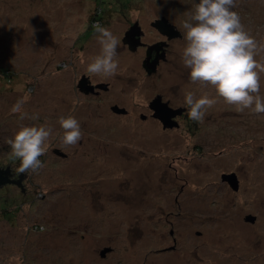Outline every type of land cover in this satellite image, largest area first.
<instances>
[{
  "label": "rangeland",
  "instance_id": "rangeland-1",
  "mask_svg": "<svg viewBox=\"0 0 264 264\" xmlns=\"http://www.w3.org/2000/svg\"><path fill=\"white\" fill-rule=\"evenodd\" d=\"M198 2L0 0V164L19 167L7 140L21 123L54 129L40 157L46 167L26 173L25 190L0 188V264H264V114L239 113L220 99L203 123L164 129L149 109L158 93L185 104V92L215 90L191 83L184 38L151 76L145 51L131 52L122 40L136 21L143 41L158 40L151 22L162 16L184 33ZM234 10L264 41V0H236ZM97 21L120 39L119 69L92 74L111 89L89 97L77 85L100 51ZM21 98L37 120L11 113ZM116 103L129 113L112 112ZM69 114L84 133L75 146L59 139V117ZM233 172L237 191L222 179ZM105 247L112 251L102 257Z\"/></svg>",
  "mask_w": 264,
  "mask_h": 264
},
{
  "label": "clouds",
  "instance_id": "clouds-1",
  "mask_svg": "<svg viewBox=\"0 0 264 264\" xmlns=\"http://www.w3.org/2000/svg\"><path fill=\"white\" fill-rule=\"evenodd\" d=\"M236 0H199L194 10L187 13L183 23L186 46L182 52L183 66L190 70L192 84L211 86L215 96L195 92L184 93L189 119L203 123L208 109L222 99L239 113L264 114V95L261 94L264 76V41L259 40L242 22L235 11ZM100 45L99 54L90 59L86 71L91 74L113 77L118 73L117 48L120 39L99 21L92 24ZM25 98L18 99L10 111L19 114L20 120H37L24 111ZM64 146H75L83 138L81 123L74 115L60 116ZM54 129L44 124L25 125L7 140L10 157L20 161L17 173L39 174L46 165L40 157L47 154Z\"/></svg>",
  "mask_w": 264,
  "mask_h": 264
},
{
  "label": "water",
  "instance_id": "water-1",
  "mask_svg": "<svg viewBox=\"0 0 264 264\" xmlns=\"http://www.w3.org/2000/svg\"><path fill=\"white\" fill-rule=\"evenodd\" d=\"M152 25L157 28L163 35H166L170 40L174 38H180L182 37V32L178 29L176 25L170 22V20L166 16H162L160 18H157L152 22ZM141 26L139 22L134 23L131 28L127 31L126 36L124 41L129 45L130 50L135 51L139 46L144 45V43L141 40ZM160 45V49H162V53L158 54L154 59L151 57V53L153 50L157 49V47ZM165 43H160V44H155L149 46V52L144 60L143 66L145 70L149 74H154L157 72L158 69V64L160 60L166 58V52L164 46ZM78 88L86 94H89L94 91L96 86L90 85L88 82V79L86 77H82L80 81L78 82ZM99 88H107L108 85L105 83L99 84ZM151 108L154 110L155 116L159 118V120L162 122L164 128H174V127H179L178 121L175 119L178 114H181L184 109L183 108H172L170 107L168 102H163L161 96H157L151 103ZM112 109L119 113V114H125L127 113V110L124 108H120L119 106L115 105L112 107ZM57 154L66 157L67 154L64 153L63 151H60L59 149L57 150ZM26 176V173L24 174ZM23 176V177H25ZM223 181H227L230 186L234 190L239 189V180L237 178L236 173H224L222 175ZM22 184V183H21ZM20 184V185H21ZM22 191L25 190V188L21 185ZM257 219L256 215L248 214L245 217V221L254 223ZM173 234V230L171 231ZM175 248L174 246L171 247V249ZM112 248L111 247H105L101 251V256L105 257L108 252H111Z\"/></svg>",
  "mask_w": 264,
  "mask_h": 264
},
{
  "label": "flooded vegetation",
  "instance_id": "flooded-vegetation-1",
  "mask_svg": "<svg viewBox=\"0 0 264 264\" xmlns=\"http://www.w3.org/2000/svg\"><path fill=\"white\" fill-rule=\"evenodd\" d=\"M157 19V18H156ZM155 19V20H156ZM170 20V19H169ZM136 22H139V21H136ZM153 22V21H152ZM152 22H151V26H153L152 25ZM171 22V21H170ZM172 23V22H171ZM139 24H140V22H139ZM174 24V23H173ZM133 25V24H132ZM132 25H130L128 28H127V30L125 31V35H124V37L122 38V40H123V43H124V45L126 46V47H128V49L130 50V47H129V45L124 41V39H125V36H126V33H127V31L131 28V26ZM174 25H176V24H174ZM140 26H141V32H140V35H141V40H142V42L144 43V45H141V46H139L135 51H132V50H130L131 52H137L139 49H143L144 51H145V53H146V57H147V55H148V52H149V46H151V45H155V44H160V43H165L166 45L164 46V48L163 49H165V52H166V58L165 59H162V60H160V62H159V64H158V69H157V72L159 71V69H160V67L162 66V64H164V63H168V61L170 60V55H171V53H172V46H173V44L175 43V41H177V40H179V39H182L183 38V32L179 29V27H178V29L182 32V37H180V38H174V39H169L166 35H163L157 28H155L154 26H153V28L156 30V32H158V33H160L159 34V39L158 40H156V41H154V42H145V41H143V39L145 38V36H146V31H144L145 29H143V26L140 24ZM159 50L157 51V49H155V50H153L152 51V53H151V58L152 59H154L158 54H160V53H162V49H160V45L157 47ZM146 57L144 58V60L146 59ZM144 60H143V63H144ZM143 63H142V65H143ZM144 67V66H143ZM145 69V68H144ZM146 71V70H145ZM147 72V71H146ZM156 72V73H157ZM147 74L149 75V76H151V75H154V74H149L148 72H147ZM82 77H86L87 79H88V82H89V84L90 85H93V86H96L95 87V89H94V91L93 92H91V93H89V94H86V93H83L79 88H78V90L83 94V95H86V96H89V97H102L103 96V94L105 93V92H109V90L111 89V83L109 82V81H104V80H96V78L92 75V74H83L82 75ZM102 83H105V84H107L108 85V87L107 88H99L98 87V85L99 84H102ZM78 87V86H77ZM157 96H161L162 97V101L163 102H168L169 103V105H170V107H172V108H183L184 109V111L181 113V114H178L177 116H176V120L178 121V123H179V126H180V122L179 121H181V120H184V119H189V117H188V108H187V106L185 105V104H177V103H173V101L171 100V99H169V98H167V99H165V94H163V93H158L157 94ZM156 96V97H157ZM155 97V98H156ZM154 98V99H155ZM154 99H152V101L154 100ZM152 101H150V103H149V109L152 111V114H151V116L153 117V118H156V119H158L159 120V118H157V116H155V113H154V110L151 108V103H152ZM115 105H117V106H119L120 108H124V109H126L127 110V113H125V114H119V113H117V112H115L113 109H112V107L113 106H115ZM111 111L112 112H114L115 114H117V115H127L128 113H129V110L126 108V107H122V106H120L118 103H116V104H114V105H112L111 106ZM141 118L142 119H146L147 118V115L146 114H143L142 113V115H141ZM160 121V120H159ZM164 128V127H163ZM174 128H178V127H174ZM174 128H164V129H174ZM57 150H58V148H56L54 151H55V153H57ZM61 151V150H60ZM233 173H235V172H233ZM224 174V173H223ZM236 175H237V173H236ZM23 176H25L24 174H20V173H17V171H15V169L9 164H7V165H3V164H0V188H3V187H5V186H19L21 183H22V180H23ZM237 178H238V175H237ZM239 180V179H238ZM226 183H228L227 181H225ZM23 184V183H22ZM21 184V185H22ZM20 185V186H21ZM228 185H230L229 183H228ZM239 185H240V180H239ZM23 186V185H22ZM256 221H257V219H256ZM256 221L254 222V223H256ZM247 222V221H246ZM251 223V222H250ZM254 223H252V224H254ZM174 231V230H173Z\"/></svg>",
  "mask_w": 264,
  "mask_h": 264
}]
</instances>
